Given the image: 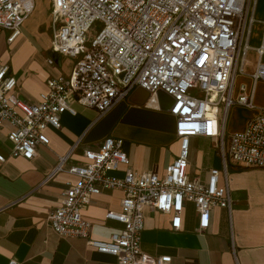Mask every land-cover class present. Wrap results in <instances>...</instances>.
I'll list each match as a JSON object with an SVG mask.
<instances>
[{
    "label": "built area",
    "instance_id": "built-area-1",
    "mask_svg": "<svg viewBox=\"0 0 264 264\" xmlns=\"http://www.w3.org/2000/svg\"><path fill=\"white\" fill-rule=\"evenodd\" d=\"M50 2V51L73 64L67 75L49 77L39 101L31 102L19 95L16 77L0 60V126L10 125V155L32 159L39 145L49 143L46 129L60 128L61 115L74 114L75 102L103 114L137 87L150 97L163 90L172 97L167 110L175 117L180 141L164 173L134 171L123 140L108 136L97 148L83 150L84 162L69 161L73 148L60 156L45 182L62 171L77 177L65 182L60 205L47 217L57 235L85 239L120 264H169L170 255L141 250L145 212L167 213L171 227L179 229L185 204L193 203L198 231H204L214 207L231 208L228 165L264 168V113L241 131H225L232 105L254 107L244 85L235 94L236 75L264 81V19L256 18L258 0ZM33 8L32 0H0V37L8 31L6 40L12 43ZM47 63L53 65L54 60L49 57ZM194 136L214 139L221 159V166L210 168L206 179L190 173ZM112 189L121 190L123 197L120 209L107 211L106 217L122 228L108 239H94L83 210L95 195Z\"/></svg>",
    "mask_w": 264,
    "mask_h": 264
},
{
    "label": "crops",
    "instance_id": "crops-1",
    "mask_svg": "<svg viewBox=\"0 0 264 264\" xmlns=\"http://www.w3.org/2000/svg\"><path fill=\"white\" fill-rule=\"evenodd\" d=\"M32 1L33 11L16 39L9 43L6 40L9 32L2 33L0 60L10 66L16 77L19 95L38 102L40 93L46 89V80L67 75L73 61L61 56L60 65L47 63L49 51L42 49L31 35L40 39L42 32L49 29L51 42V2ZM19 40L23 47L12 70L13 56L9 50ZM252 67L250 64L249 68ZM240 85L252 95L254 107L232 105L225 125L227 134L245 129L251 118L264 113V81L237 74L235 94ZM137 99L141 100V95ZM148 101L140 105L125 99L103 114L75 102L74 114L61 115L60 128L46 129L49 143L39 145L32 159L10 155L6 139L10 125L0 126V152L5 156L0 161V264H120L115 256L96 251L85 239L61 237L52 231L47 217L60 205L65 182L77 177L62 171L51 181L45 182V178L60 156L73 148L69 161L84 162L83 150L97 148L108 136L123 140V149L134 171L151 169L164 173L179 150L175 117L162 109L158 101L156 106L148 105ZM195 145L205 148L195 151ZM220 166L215 140L192 137L191 175L206 179L210 168ZM120 168L118 174L122 173L123 167ZM228 177L231 208L214 207L204 231H198V214L193 203L185 204L179 229L171 227L169 214L146 211L141 250L152 256L170 255L169 264H264V168L230 163ZM122 197L119 189L104 190L93 197L83 210V216L91 223L90 237L108 239L112 232L122 228L119 221L106 217L107 211L120 209Z\"/></svg>",
    "mask_w": 264,
    "mask_h": 264
},
{
    "label": "rangeland",
    "instance_id": "rangeland-1",
    "mask_svg": "<svg viewBox=\"0 0 264 264\" xmlns=\"http://www.w3.org/2000/svg\"><path fill=\"white\" fill-rule=\"evenodd\" d=\"M259 6H258V9H257V14H256V18L258 20H262L263 17H264V0H259L258 2ZM100 25V23H96V26L98 27ZM259 28H260V24L259 23H256L255 26H254V35L256 34L255 36V40L258 39V33H259ZM50 35L51 33L49 32V29H45L43 32H42V35L40 36V39L38 37H36L34 34L31 35L33 38L36 39V41H38L41 46H42V49L44 50H48V54L51 56V58L55 61L54 63L57 64V65H60V59L59 57V54H56V53H52L50 52V42L48 41V39L50 38ZM46 46V48H43V45L42 43ZM19 47V48H18ZM23 47V45L21 44V40L18 41V43H16L14 45V48L9 50V54L12 55L13 57L10 59L11 61V68L12 70H14V63L16 60H18L19 56L21 55V48ZM42 54V56L44 57L45 54L43 52H40ZM47 53V52H46ZM15 55V56H14ZM45 58V57H44ZM199 148H205L203 147L202 145H195L193 147V150L197 151Z\"/></svg>",
    "mask_w": 264,
    "mask_h": 264
},
{
    "label": "water",
    "instance_id": "water-1",
    "mask_svg": "<svg viewBox=\"0 0 264 264\" xmlns=\"http://www.w3.org/2000/svg\"><path fill=\"white\" fill-rule=\"evenodd\" d=\"M138 95H141V100L137 99ZM149 97H150V93L148 91H146L145 89L141 87H137L129 95L128 101L142 105L149 99ZM156 98L159 103V106L164 110H167L171 106L172 101H173L172 97L168 95L167 93H165L163 90L157 91Z\"/></svg>",
    "mask_w": 264,
    "mask_h": 264
},
{
    "label": "bare ground",
    "instance_id": "bare-ground-1",
    "mask_svg": "<svg viewBox=\"0 0 264 264\" xmlns=\"http://www.w3.org/2000/svg\"><path fill=\"white\" fill-rule=\"evenodd\" d=\"M150 102L148 101V105H157V98L155 95L151 96L150 98Z\"/></svg>",
    "mask_w": 264,
    "mask_h": 264
}]
</instances>
